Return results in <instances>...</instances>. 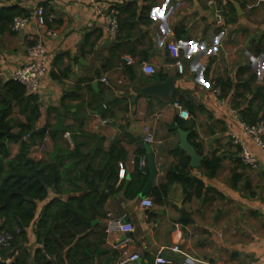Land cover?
<instances>
[{"label": "crops", "instance_id": "1", "mask_svg": "<svg viewBox=\"0 0 264 264\" xmlns=\"http://www.w3.org/2000/svg\"><path fill=\"white\" fill-rule=\"evenodd\" d=\"M100 1L121 7V30L114 40L94 6L42 0L56 17L52 26L59 36L47 41L50 75L38 96L41 116L37 122L39 129L49 125L48 130H56L63 119L65 128L81 125L104 137L102 142L86 138L85 152L99 147L108 151L113 145L127 152L125 163L119 158L121 167L115 169L120 173L126 168L123 186L108 197L104 210L110 218L126 215L132 228L107 234L103 247L108 253L97 264H158L159 255L167 257L169 264H183L188 256L211 264H264V152L248 140L263 162L260 169L249 167L228 136L238 129L230 107L238 108L250 122L264 120V0H229L222 7L228 23L225 29L210 25L215 9L206 0ZM12 4L29 13L34 9V1L25 0H7L0 7ZM37 32L31 24L20 32L0 34V51L7 59L0 68L1 81L10 80L13 69L27 60V37ZM170 41L179 45L183 73L174 64ZM144 61L156 67L154 75L142 71ZM170 77L175 78L176 96L143 94L145 86ZM216 85L223 87L225 102L214 93ZM179 99L190 111V119L179 116L174 105ZM13 116L17 124L25 121L18 106ZM146 125L155 135L153 143L145 141ZM191 125L199 152L193 147L202 157L196 167L181 148L179 132H188L189 140L187 126ZM43 142L46 149L39 151L42 142L35 143L32 157L49 156L54 146L50 133ZM11 149L15 155L19 144ZM150 154L158 173L148 195L155 205L145 208L140 192L149 170L145 184L134 187L139 189L135 197L125 191L133 176L142 173L141 156L149 163ZM215 156L220 167L209 175L203 160ZM183 173L189 178L186 182L173 179ZM163 184H168V193L156 197L154 187ZM43 206L39 202L38 214ZM178 224L183 231L180 241L174 235ZM35 241L30 228V245ZM175 242L180 244L179 252L171 248ZM133 254H139V259L132 261Z\"/></svg>", "mask_w": 264, "mask_h": 264}, {"label": "trees", "instance_id": "2", "mask_svg": "<svg viewBox=\"0 0 264 264\" xmlns=\"http://www.w3.org/2000/svg\"><path fill=\"white\" fill-rule=\"evenodd\" d=\"M229 6L234 9L232 3ZM117 9L121 13V7ZM18 15H29V11L19 4L0 7V34L11 30ZM178 101L184 103L182 99ZM15 106L25 117L18 124L13 116ZM40 116L38 96L28 95L18 81L0 80V229L13 235L10 245L0 248V264H97L108 253L103 247L108 219L104 206L108 197L123 186V181L118 185L119 172L115 173V169L121 167L119 158L125 163L127 152L117 145L108 151L99 147L96 152H85L86 138L102 142L104 137L87 132L81 125L68 126L64 131L48 130L47 125L39 131ZM178 121L183 124L179 117ZM187 128L191 130L189 141L198 150L194 140L197 134L192 125ZM47 133L54 141L49 156L32 157V146L43 142ZM67 133L77 134L74 142L66 137ZM16 143L19 151L12 155L11 147ZM103 151L105 157L99 162ZM203 166L209 175H214L220 158H205ZM144 175L133 176L125 191L127 196L137 195L139 189L134 187L145 184ZM173 179L189 180L186 173ZM152 192L156 197L165 196L168 184L154 187ZM39 202H44L40 214ZM30 228L36 237L35 245L29 242Z\"/></svg>", "mask_w": 264, "mask_h": 264}, {"label": "built area", "instance_id": "3", "mask_svg": "<svg viewBox=\"0 0 264 264\" xmlns=\"http://www.w3.org/2000/svg\"><path fill=\"white\" fill-rule=\"evenodd\" d=\"M34 1V9L29 13V15H18L14 18L11 25V30L13 32H20L27 29L29 26L35 25L38 32L36 34H30L27 37V60L21 65L13 69L11 79L22 83L25 86L28 95L39 96L41 91V86L45 80L49 77L50 66H49V56H48V46L47 41L50 38H58L59 32L54 26L56 17L54 14L47 11L46 7L42 3V0H25ZM79 5H89L96 8V12L103 19L108 36L111 40L118 37L120 32L119 26V10L115 5H111L108 2L103 3L100 0H72ZM207 6L209 8L215 9V16L211 20L212 27L214 28H227V16L222 10L223 6H227L229 0H206ZM168 48L171 55L174 58V64L178 71L184 72V62L181 59V50L179 45L173 41L168 43ZM7 59L5 55L0 51V68L6 63ZM142 71L147 75H154L156 73V67L148 62H142ZM103 82L106 84L110 83V80L106 77L103 78ZM214 93L221 98L222 101H226L223 95V87L221 85L213 86ZM174 105L178 110L180 117L184 119H190L191 113L180 101H175ZM230 112L232 117L236 119L238 124V129L231 131L229 133V141L231 146L239 153L243 163L254 169H260L263 166V162L257 154L253 151L248 140L257 146L259 150L264 152V120H259L257 122H249L246 120L240 110L236 107H230ZM146 132L145 141L148 143H153L155 141V135L148 125L144 127ZM66 137L71 139L69 133ZM29 135L25 136L28 139ZM46 149V142L38 144V150L44 151ZM140 171L144 174L147 173V159L145 156L140 158ZM126 168L122 167L119 173V182L125 177ZM141 205L145 208L154 207L155 203L153 198L145 197L141 199ZM106 231L107 234H112L113 232L123 231L128 232L132 228V224L126 220V215L120 217H109L106 220ZM174 235L177 240H181L183 231L180 224L176 225L174 229ZM13 239L11 232L0 229V248L10 245ZM173 251H180L179 242L171 247ZM1 259V256H0ZM130 259L136 261L139 259V254H133ZM156 263L158 264H169L170 260L164 255H159L156 257ZM183 264H211L205 263L200 260H196L192 257H186Z\"/></svg>", "mask_w": 264, "mask_h": 264}, {"label": "water", "instance_id": "4", "mask_svg": "<svg viewBox=\"0 0 264 264\" xmlns=\"http://www.w3.org/2000/svg\"><path fill=\"white\" fill-rule=\"evenodd\" d=\"M143 94H149V95H159L163 97L170 96L175 92V78L170 77L162 82H157L153 84H149L145 86L142 90ZM45 128H40L39 131H43ZM56 130L64 131V120H61L60 125L55 128ZM182 136L181 141V148L185 149L189 155L191 156V165L196 167L201 164L202 157L198 154L196 149L193 147V145L188 140V132L179 130ZM71 138L75 140V134L71 135ZM148 170H149V178L147 183L145 184L143 190L140 192V197L145 198L149 195L150 191L153 188V182L154 179L158 173L155 160L152 154L149 155V163H148ZM30 264V262H28Z\"/></svg>", "mask_w": 264, "mask_h": 264}, {"label": "rangeland", "instance_id": "5", "mask_svg": "<svg viewBox=\"0 0 264 264\" xmlns=\"http://www.w3.org/2000/svg\"><path fill=\"white\" fill-rule=\"evenodd\" d=\"M5 1H7V0H0V4L3 3V2H5ZM239 108H240V107H239Z\"/></svg>", "mask_w": 264, "mask_h": 264}]
</instances>
